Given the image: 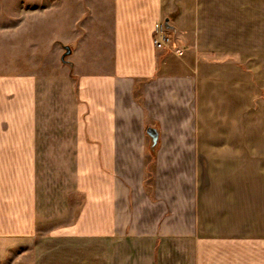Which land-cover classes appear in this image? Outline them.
<instances>
[{"label":"crops","instance_id":"obj_1","mask_svg":"<svg viewBox=\"0 0 264 264\" xmlns=\"http://www.w3.org/2000/svg\"><path fill=\"white\" fill-rule=\"evenodd\" d=\"M25 1L56 62L0 75V262L264 264V1Z\"/></svg>","mask_w":264,"mask_h":264},{"label":"rangeland","instance_id":"obj_2","mask_svg":"<svg viewBox=\"0 0 264 264\" xmlns=\"http://www.w3.org/2000/svg\"><path fill=\"white\" fill-rule=\"evenodd\" d=\"M248 1L239 0L237 5L240 6ZM23 2L26 3L27 1L0 0V75L5 77H15L27 72H30L31 75L40 74L47 71L49 67H53L56 62L53 55L54 52H47V45L52 41L45 30V25L49 22V18L47 19L44 14L39 13L42 8H39L37 3L28 7L26 5L23 6ZM51 25L55 27L54 31L66 28L63 26L64 23L60 21H53ZM245 33L246 31H239V37ZM254 41L258 42V39L254 38ZM159 52H164V50ZM222 60H226L225 57ZM237 60L239 66L245 67V64L241 62L243 58L240 54L237 56ZM251 72L255 73L256 76L254 78V97L257 100L254 103V127L259 130L264 123V90L262 89L264 81L259 77V71L255 69ZM31 86L33 94L35 88H37V83L33 82ZM244 115V113L239 112L238 123ZM230 121V118H225L224 127H228ZM245 124V119H242L239 126L244 127ZM156 130L159 132L158 129ZM258 133V131H255V138L259 137ZM33 172L34 168L31 164V178H33ZM0 264H33L32 253L27 252L21 256L15 255L4 262H0Z\"/></svg>","mask_w":264,"mask_h":264},{"label":"built area","instance_id":"obj_3","mask_svg":"<svg viewBox=\"0 0 264 264\" xmlns=\"http://www.w3.org/2000/svg\"><path fill=\"white\" fill-rule=\"evenodd\" d=\"M177 34L173 29L167 28L165 23H160L155 28L153 44L157 51H166L176 48ZM178 53V50L175 51Z\"/></svg>","mask_w":264,"mask_h":264},{"label":"water","instance_id":"obj_4","mask_svg":"<svg viewBox=\"0 0 264 264\" xmlns=\"http://www.w3.org/2000/svg\"><path fill=\"white\" fill-rule=\"evenodd\" d=\"M165 25L167 28H170V29H173L170 25H169V20H166L165 21ZM67 52L64 54L63 58H62V61H65L71 54V51L66 48ZM148 135L150 136L151 138V150L152 151H155V149L158 147L159 145V140H160V137H159V132L156 130V129H149L148 131Z\"/></svg>","mask_w":264,"mask_h":264}]
</instances>
